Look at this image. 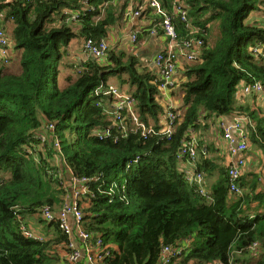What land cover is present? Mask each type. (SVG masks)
<instances>
[{
	"label": "trees",
	"instance_id": "16d2710c",
	"mask_svg": "<svg viewBox=\"0 0 264 264\" xmlns=\"http://www.w3.org/2000/svg\"><path fill=\"white\" fill-rule=\"evenodd\" d=\"M159 1L174 13L175 0ZM186 1L190 21L205 29L194 37L205 43L198 59L184 67L189 79L179 85L184 111L174 133L145 138L129 130L127 138L115 140L101 134L113 123L107 113L110 98L91 96V91L107 85L110 74L127 73L138 114L157 130L163 107L151 69L140 71L136 56L113 49L105 64L91 57L72 63L75 74L60 88L58 65L73 38L104 40L129 10L130 0H0L1 25L8 29L7 22L12 23V44L22 52L16 73L0 58V264H68L69 237L57 219L46 223L43 240L24 235L29 221L41 218L43 207L56 214L67 201L66 175L46 157L52 155L49 150L45 154L37 147L35 135L43 122L55 126L51 149L57 151L58 139L59 152L76 178L104 179L106 187L88 184L90 192L80 205L85 230L101 236L112 250L101 264H161L168 246H187L173 264H245L249 253L256 258L247 264H264V185L244 174L241 185L251 191L231 201L227 168L221 167L208 200L187 182L177 157L188 130L238 110L253 118L250 140L264 148L263 111L235 107L241 81L264 83V59L253 51L257 46L264 52V25L247 20L264 0ZM145 8L142 15L156 20L150 5ZM69 10L76 12L73 24L65 22ZM174 19L179 40L193 37L183 21ZM216 31L213 45H207ZM212 166L206 155L199 170L205 173ZM115 181L120 190L110 195L108 187ZM186 239L189 244L183 243ZM255 242L260 245L256 253L250 250Z\"/></svg>",
	"mask_w": 264,
	"mask_h": 264
},
{
	"label": "built area",
	"instance_id": "2783aa9c",
	"mask_svg": "<svg viewBox=\"0 0 264 264\" xmlns=\"http://www.w3.org/2000/svg\"><path fill=\"white\" fill-rule=\"evenodd\" d=\"M13 1V0H9ZM133 1L130 0L129 12L133 17H139L143 14V10L146 7L145 4L136 3L135 6ZM150 3V6L154 9V12L161 18L156 22L157 24L152 29L158 27L163 31L166 39L169 41L168 46L159 51L154 59L152 70L155 77V81L158 84L159 92L164 95L166 92L171 90V87L177 82V72L181 67L182 61H195L200 56L204 40L202 38H191L188 34L189 39L184 38L179 40L176 24L174 18H178L183 21L186 28L190 31V35L197 34V29L193 26L192 21L189 19L190 5L186 0H175L174 1V13L169 11L160 3L158 0H144ZM75 20L76 15L71 14L69 20ZM155 33V31H153ZM138 31H134L131 34V41L137 42ZM83 53L88 58H93L101 63L108 62L109 53V41L101 40L96 42L89 38L84 41ZM14 45L12 44L11 36L8 30L1 25L0 20V58L8 63L9 58L12 55ZM254 52L258 53L264 59V52L255 47ZM97 95H102L106 98H110L111 104L107 108V113L112 117V125L108 129L104 130L101 134L105 137H114L115 140L118 138H125L129 135V130L142 133L143 137H147L151 134H166L172 135L173 127L175 122H178L179 114L174 111L173 106L165 105L164 108L167 110V122L164 128H159L158 132L152 127L142 121L140 114L137 110V100L129 92L121 91L115 85H100L96 90ZM241 93L246 96H258L261 100L262 106L259 107L263 111L264 115V83L259 80L255 82L244 81L241 86ZM257 106V104H256ZM147 125V126H146ZM254 123L250 115L246 113L238 112L233 117L227 120L221 121L220 129L222 131L223 140L226 143L228 149V176L230 192L233 195L240 196L243 193L244 188L241 186V177L245 174L246 165L248 162L249 152L251 150L249 128H253ZM55 126L48 124L47 130L54 133ZM112 128H115L117 134L112 132ZM141 129V130H140ZM43 134H40L42 137ZM45 141V140H44ZM55 146L59 150L60 142L55 139ZM195 140L190 142H184L179 148L178 159L181 160L184 157L189 158L192 162L199 157V152L195 149ZM130 165V163H129ZM128 165V167H129ZM262 167L264 168V157ZM185 174L186 178L194 184L193 187L195 192L200 195L208 193L206 187H202L204 177L201 174H196L192 169H181ZM262 183L264 184V177H262ZM99 177L92 180L99 181ZM89 178H74L73 183L70 185L77 191L72 200H67L66 204L58 213H54L49 207H43L41 210V218L47 222H53L57 219L58 226L65 232L69 237V243L66 249H69V253L66 254V260L68 264H83L87 261L90 264H101L103 259L110 255V246L105 244L103 238L99 235L92 234L85 230L83 227L85 221L84 213L80 207L83 202L85 194H88V184L92 182ZM117 183L111 184L109 187L110 195L117 191ZM73 218V223L70 219ZM24 235L33 240H43V234H37L32 228H27ZM187 246H177L175 248L165 247L162 250L161 264H172V260L182 256Z\"/></svg>",
	"mask_w": 264,
	"mask_h": 264
},
{
	"label": "crops",
	"instance_id": "0c3cea01",
	"mask_svg": "<svg viewBox=\"0 0 264 264\" xmlns=\"http://www.w3.org/2000/svg\"><path fill=\"white\" fill-rule=\"evenodd\" d=\"M138 2L139 3L142 2V4H145L146 6L150 5V3H147L144 0H138ZM152 10H153L152 13H154L153 15L156 16L157 21H159V19H161V18L158 17V14H156L154 12L153 8H152ZM66 13H67V15H69V14L70 15L71 14L76 15V12L73 11V10L66 11ZM65 22L69 23V24L70 23L73 24L74 20L67 19V21H65ZM7 23H10L12 25L11 22H7ZM59 23L61 24V20H59L58 23H56V24L60 25ZM156 24H157L156 20H153L150 17H147L145 15H141L139 17H133L132 14H130L128 11H126L125 15L123 17L119 18V22H117V24L113 25L109 29L107 37L104 38V40H109L110 42L112 41V44L117 46V48H116L117 50L115 49L116 53L125 52V54H127V55L131 54V55L136 56L137 59H139V70L140 71H145V69L146 70L147 69H151V71H152L153 69H155L154 65H153V62H154L153 58L155 57V55L159 51H162L163 48L167 47L168 46V42H169L166 39L165 34L163 33V31H161L160 28L156 27V28L152 29L153 27H155ZM194 27L197 29L198 35L202 34L201 32L205 33V29H203L202 27H200V26L199 27L194 26ZM7 30L11 34V28H8ZM134 31H138L139 32V39L136 42L137 44H134V42L131 41V39H130L131 38L130 36H131V34ZM153 31H155V33ZM112 32H116V34H114L115 35L114 37H116V38L110 40ZM214 35H216V34H213L211 36V38H209V39L216 40V36H214ZM191 36H193V35H191ZM191 38H195V37L193 36ZM83 40L84 39H79V37L73 38L70 41V44L68 45V47L64 48V53L65 54L63 53V56L60 59V62H59V65H58L59 74H61L63 72H70L71 74H73V69L70 67L73 62L71 64L67 63L66 58L70 57V53H71V57L74 58L75 61H77V62L79 61V59L76 57V53H77L76 51H79L80 48L77 49V47L79 46L80 43L81 44L83 43ZM118 42H119V44H118ZM204 43H205V41H204ZM210 44L212 45L210 40H208V44L207 45H210ZM255 47H257V46H255ZM203 49L204 48H202V50ZM65 50H66V52H65ZM126 50L127 51L128 50L131 51L130 54L127 53ZM254 50H255V48L253 49V51ZM21 53L22 52L20 50H18L17 48L13 49V52H12V55H11V59H10V63L8 64V66H10L13 63L11 61L12 57L14 59H17V61H15V63H14L13 70H12V72H14V73H16L17 71L21 70V62H20ZM183 61L180 64L181 67L179 68V70H178L179 72H177V75H176V77L178 76L177 77V82L174 83V85L171 87V90L166 92L164 95H162L161 92H159V94L157 95V100L159 101L160 105L163 107V112L160 115L159 121H158V126L159 127H157V130H156L154 128L153 124H152L153 121H150L151 124H148V123L144 122L145 124L148 125V126L146 125L147 127L152 126L157 132H158L159 128L165 127L166 122H167V117H166L167 116V114H166L167 110L165 109L166 107L164 108L165 105L168 104V105L173 106V109H174L175 112H177L180 116L183 115L184 109L182 108L183 107L182 104H183L184 95H183V90L179 89V85L183 81H187L189 79V77L186 75V72L184 71L185 65L187 63H193L194 62V61H186V62L185 61L183 62ZM77 62H76V64H78ZM71 74L66 76V77L62 76L63 82H62L61 86L59 85L60 88H64L67 85V83H68L67 82V78L69 76H71ZM126 76L128 77L127 73H124L122 75H114L115 79L111 80V79L108 78V84L115 85L118 88L121 87V88L126 90L125 91V90H122L120 88L121 91L129 92L132 95L133 88L131 87L130 82L128 81ZM243 82H244V80L241 81L238 84V88L242 86ZM58 84H59V80H58ZM236 94L237 95H236V98H235L236 99L235 100V102H236L235 103V107H237V105L239 106V104L243 105L244 107H249V105H250L251 109L258 110V108L262 106L261 100H260V98L258 96L255 97V96H246L245 95L246 97L243 100L242 99L243 98V95H242L243 93H241V88H239V90L237 91ZM111 101L112 100L110 99L109 106L111 104ZM256 104H257V106H256ZM109 106H108V108H109ZM238 112H241V111H239V110L238 111H233L230 114L221 115L220 117H217V118H214V117L210 118L206 122L207 125L204 124L205 127H202V128H200L198 130H196V129L188 130L187 133L184 135L183 140L181 142V145L184 142H190V141H193V140H195V142H196L195 149L199 152V157L196 160H194L193 162L187 157H184L181 160L178 159V161H179V169L190 168L196 174H201L204 177V182H203L202 187H206L209 190L207 194L203 195V196L206 197V199H212L211 193H213V189H212L211 186L219 179V177H220L219 176L220 175V168L221 167H227V169L229 170V168H228V149H227L226 143L223 140L222 131L220 129L221 121H224V120L229 119L230 117H233V115H235ZM258 113L260 114V112H258ZM259 116L261 117V114ZM203 120H201L202 124H203ZM210 120L212 121V123H211ZM214 121H216V122H214ZM214 123H216V124H214ZM249 129H252V128H249ZM173 131H174V127H173ZM206 131H207V134L205 133ZM161 133H163V132H159L157 134H161ZM141 135H142V133H141ZM250 144H251V150L249 152L248 162H247V165H246L247 168H246V171H245L246 180H257V179H259V183L264 185L262 183V181H261L262 180L261 176L264 177V168L262 167L263 157H264V148L260 147L258 144H257V147H256V144L254 143V141H251V140H250ZM252 146H254V147H252ZM206 155H208V159H210V161L213 163V166H212V168L209 167V169L204 173L202 171L200 172V170H198V169H199V164L201 162L202 157H204ZM177 157H178V154H177ZM61 168L62 169L65 168L67 172H70V169H69V167L67 165L66 166H62ZM228 170H227V172H228ZM249 172H251V173L249 174ZM184 177L187 180V182L189 184H191V186L193 187L194 184H192L186 178L185 174H184ZM247 177H249V179H247ZM229 182H230V180H229ZM247 184H248V181H247ZM228 186H229V184H228ZM241 186H243V185H241ZM229 188H230V186H229ZM243 188H244V191H243L244 193L240 194V196L234 195V197H233V194L230 192V189H229V193H230V197L229 198H230V200L234 201V200L240 199V197H243L247 192L251 191V189L250 190L248 189L247 192H246V187L243 186ZM256 192H259V189H257ZM256 206L257 205L255 204L253 206V209H256ZM251 213H252V215H255L253 210L251 211ZM33 220H37L38 221L39 219H37L34 216ZM70 222L73 223V218L70 219ZM52 230H53V228H51V231ZM183 243L184 244L188 243V239H186V241L183 242ZM255 243L250 246V250L252 252L256 253V251L258 250L260 245H259L258 242H255ZM250 257L254 258L250 253L245 255V257L243 259L245 264H247L250 260H252V259H250ZM83 264H90V263H88L87 261H84ZM237 264H239V263H237Z\"/></svg>",
	"mask_w": 264,
	"mask_h": 264
},
{
	"label": "rangeland",
	"instance_id": "374dc122",
	"mask_svg": "<svg viewBox=\"0 0 264 264\" xmlns=\"http://www.w3.org/2000/svg\"><path fill=\"white\" fill-rule=\"evenodd\" d=\"M9 0H7V2H8ZM10 2V1H9ZM136 3H139L138 2V0H136ZM86 4V3H85ZM84 4V6L86 7L87 5H85ZM141 4H142V2H141ZM88 9H93V10H95V8H93V7H90L89 8V6L87 7V10ZM153 18H156V16H154ZM247 20L249 21V20H251L252 22H254L255 20H259L260 21V24H263L264 25V4L261 6V9L260 10H254V12H251L250 13V15L248 16V18H247ZM7 25H8V27L9 28H11L12 27V25L10 24V23H7ZM9 34H10V32H9ZM114 34H116V32H112L111 33V38H110V40H112V39H114V38H116V37H114L115 35ZM216 35L218 36L219 34H218V31H216ZM11 36V35H10ZM75 41V40H74ZM106 41H109V40H106ZM214 41L215 40H213V39H210V42L212 43V45H213V43H214ZM118 44H119V42H118ZM134 44H137L136 42H134ZM83 46H84V42L81 44H79V46L77 47V49H79V51H76L77 53H76V57L80 60V61H75V59L74 58H72L71 57V53H70V57H67L66 58V61H67V63H75L76 64V62L79 64L83 59H89L84 53H83ZM109 50H112L113 51V49H116L117 48V46L116 45H114V44H112V41L110 42L109 41ZM123 49V48H122ZM117 50V49H116ZM126 52L127 53H129L130 54V52L131 51H127L126 50ZM13 63L9 66V68H10V70L12 71L13 70V66H14V63H15V61H17V59H14L13 57H12V60H11ZM71 73L70 72H63V73H61V74H59L58 75V80H59V85L61 86L62 85V82H63V79H62V76H64V77H66V76H68V75H70ZM127 77V76H126ZM108 78L109 79H111V80H113V79H115L114 78V75L113 74H110L109 76H108ZM117 84V83H116ZM119 86V85H118ZM121 88V87H120ZM122 90H125V89H123V88H121ZM126 91V90H125ZM47 139V140H46ZM41 140H42V142L40 141L39 143H37L38 145H37V147L38 148H40V149H42V151L43 152H45V154H46V152H47V150H49L50 151V154H52L50 157L46 154V157H48V159L50 160V162L52 163V164H58L60 167H62V166H65V163L61 160V153H59V152H57V151H55L54 152V149H51V146H52V140H53V135H52V132L51 131H49V130H45V135H43L42 137H41ZM44 140H46V141H44ZM253 145V144H252ZM252 147H254V146H252ZM256 147H257V145H256ZM66 172V171H65ZM63 174V173H62ZM63 181H64V185H65V190L67 189L68 190V194H67V196H66V198H67V200H72L73 198H74V195H75V193L77 192L76 190H75V188H73V186L72 185H70V181H69V179L68 178H63ZM249 189V188H248ZM247 188H246V192H247V190H248ZM39 219V218H38ZM30 227L34 230V232L35 233H37V234H43V231L44 232H46L45 230L47 229V224H46V222H44V221H41V220H30ZM45 229V230H44ZM53 230H54V228H53ZM250 259H252V260H254L253 258H251L250 257ZM252 260H250V262L252 261Z\"/></svg>",
	"mask_w": 264,
	"mask_h": 264
},
{
	"label": "clouds",
	"instance_id": "9594fccd",
	"mask_svg": "<svg viewBox=\"0 0 264 264\" xmlns=\"http://www.w3.org/2000/svg\"><path fill=\"white\" fill-rule=\"evenodd\" d=\"M9 2V1H8ZM85 40H87V39H84L83 40V42L85 41ZM85 43V42H84ZM15 47H13V49H14ZM10 59H11V57L9 58V61H8V63L7 64H9L10 63ZM85 60H87V59H84V60H82V61H85ZM95 60V59H94ZM80 61V60H79ZM98 61V60H97ZM99 62V61H98ZM100 64H104V63H101V62H99ZM98 87L99 86H97V87H95L92 91H91V96H92V93H93V95H97L96 93V90L98 89ZM87 106H88V104H85V105H83V108H87ZM48 124H50V123H48ZM48 124H47V122H43V129H41V131H38V132H36V135L35 136H37L39 139H40V141L42 142V140H41V137H40V134H43V135H45V130L47 129V126H48ZM53 135V134H52ZM53 136H55V135H53ZM125 138H127V137H125ZM125 138H122V139H125ZM47 140V139H46ZM45 140V141H46ZM57 149V148H56ZM57 151L59 152L60 151V149L58 150L57 149ZM60 153V152H59ZM139 158L138 157H136L135 159H134V161L133 162H137V160H138ZM61 160L65 163V166H66V162L64 161V159L62 158V156H61ZM130 164L132 163V161L131 162H129ZM63 172H64V174L66 175V178H68L69 179V181H70V183H73V180H74V178H76L75 176H74V174H73V172H71V170H70V172H67L66 171V169L64 168V169H62L58 164H56ZM130 166V165H129ZM129 167H128V165H127V169H128ZM66 171V172H65ZM97 177H99L100 179H99V181H94V180H92V179H94V178H92L91 180H92V182L91 183H95V182H100V184H99V187L101 188V187H104L105 186V183H104V185H103V182H104V179H103V177L102 176H97ZM77 179H81V178H77ZM101 179H103V182H102V180ZM114 183H116V181L114 182ZM111 184H113V183H111ZM118 185V184H117ZM111 186V185H110ZM109 186V187H110ZM106 187V186H105ZM109 187H108V192L110 193V189H109ZM120 187H119V185H118V188H117V191H119L120 189H119ZM125 187L124 186H121V189H124ZM194 188V187H193ZM195 190V189H194ZM117 191H115V193L117 192ZM114 194V193H113ZM112 193H111V195H113ZM200 195V194H199ZM202 196V195H201ZM203 197V196H202ZM36 218L38 219L39 218V220H41V218L39 217V215L38 216H36ZM42 221V220H41ZM45 221V220H44ZM46 223H50V222H47V221H45ZM30 225V224H29ZM29 228H31L30 226H29ZM189 242V241H188ZM186 252H184L183 254H185ZM183 256V255H182ZM181 256H179V257H177V258H180ZM256 257H254L253 259H255Z\"/></svg>",
	"mask_w": 264,
	"mask_h": 264
},
{
	"label": "bare ground",
	"instance_id": "6f19581e",
	"mask_svg": "<svg viewBox=\"0 0 264 264\" xmlns=\"http://www.w3.org/2000/svg\"><path fill=\"white\" fill-rule=\"evenodd\" d=\"M106 1H107V0H106ZM84 4H85V3H84ZM85 5H86V4H85ZM87 6H88V5H87ZM147 7H148V6H147ZM150 7H151V6H150ZM86 8H87V7H86ZM89 8H90V7H89ZM145 9H146V8H145ZM104 10H106V9H104ZM104 10H103V11H104ZM91 11H92V10H91ZM82 12H83V11H82ZM85 12H86V11H85ZM87 13H88V12H87ZM82 14H83V13H82ZM153 14H154V13H153ZM81 17H82V16H81ZM81 17H80V18H81ZM135 19H136V18H135ZM174 20H175V19H174ZM180 21H181V20H180ZM141 31H142V30H141ZM200 36H201V35H200ZM130 37H131V36H130ZM201 38H202V37H201ZM130 39H131V38H130ZM138 39H139V35H138ZM94 41H95V40H94ZM96 42H97V41H96ZM183 62H184V61H183ZM185 62H186V61H185ZM187 65H188V64H187ZM183 66H184V65H183ZM178 72H179V71H178ZM180 72H181V71H180ZM177 77H178V76H177ZM239 88H241V87H239ZM163 98H164V97H163ZM254 98H255V97H254ZM232 115H233V114H232ZM203 116H205V115H203ZM229 116H230V115H229ZM200 118H201V117H200ZM206 119H207V118H206ZM252 119H253V118H252ZM208 120H209V119H208ZM164 121H165V120H164ZM203 121H204V120H203ZM210 121H211V120H210ZM176 122H177V121H176ZM198 122H199V121H198ZM204 122H205V121H204ZM214 122H216V121H214ZM211 123H212V121H211ZM211 123H210V124H211ZM164 124H165V123H164ZM176 124H177V123H176ZM214 124H216V123H214ZM214 124H213V125H214ZM201 125H202V122H201ZM205 125H207V124H205ZM211 125H212V124H211ZM203 126H204V125H203ZM210 127H211V126H210ZM163 128H164V127H163ZM207 129H208V128H207ZM209 130H210V129H209ZM209 130H208V131H209ZM248 131L250 132V130H248ZM205 133L207 134V131H206ZM250 135H251V134H250ZM250 135H249V136H250ZM250 139H251V138H250ZM209 152H210V151H209ZM203 159H204V158H203ZM199 165H200V164H199ZM197 168H198V167H197ZM226 168H227V167H226ZM198 170H199V169H198ZM201 170H202V169H201ZM227 170H228V169H227ZM260 170H261V169H260ZM200 172H201V171H200ZM247 173H248V172H247ZM228 184H229V183H228ZM210 192H211V191H210ZM243 193H244V192H243ZM212 194H213V193H211V195H212ZM231 197H232V196H231ZM233 197H234V195H233ZM233 197H232V198H233ZM84 200H85V199H84ZM208 200H209V199H208ZM80 208H81V206H80ZM87 223H88V222H87ZM64 233H65V232H64ZM38 240H39V239H38ZM255 244H256V243H255ZM175 247H176V246H175ZM69 251H70V250H69ZM255 251H256V250H255ZM111 252H112V250H111ZM176 260H177V259H176ZM172 264H173V263H172Z\"/></svg>",
	"mask_w": 264,
	"mask_h": 264
}]
</instances>
